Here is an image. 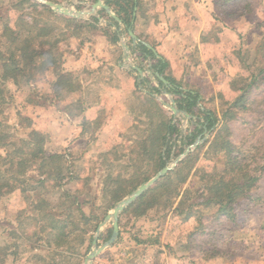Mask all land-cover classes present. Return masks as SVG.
<instances>
[{
  "label": "trees",
  "instance_id": "16d2710c",
  "mask_svg": "<svg viewBox=\"0 0 264 264\" xmlns=\"http://www.w3.org/2000/svg\"><path fill=\"white\" fill-rule=\"evenodd\" d=\"M47 1L59 3L62 0ZM104 1L122 20L124 32L128 34L139 0ZM18 5H27L37 13L36 16L27 19L21 18L24 16L14 20L8 17L4 21L3 17H0V149L3 150L0 154V198L16 193L17 186L21 188V185L27 183L29 185L30 182L35 183L30 185L33 191L41 188L46 193H50L51 189V192L59 193V197L53 203L44 196L45 193L40 191L39 201L32 202L31 208L26 206L16 217L17 227L12 222H8L10 227L6 234L12 244L0 246V264H6L9 257L17 261L24 243L31 245L30 251L35 252L33 258L39 261H45L46 257L42 252L46 249L52 251L53 256L56 257V255H63L65 251L74 254L78 247H84L88 239L91 246L98 225L108 211L143 182L148 181L166 167L172 158L182 154L185 151L184 146L194 144L205 129L213 130L214 128L213 131L216 134L210 145L216 149V152L225 151L226 160L222 166L223 172H217L208 178L203 189L205 193L201 194L206 199L200 204L217 207L219 213L228 214L232 206L256 187L258 178L247 172L246 165L235 154L236 148L224 138L223 133L228 132V124L236 119L238 109L247 108L246 96L250 89L264 81V65L257 75L253 71H248V68L247 72L242 73L245 77L236 78L232 68L226 69L227 75L231 77L229 88L241 94L233 101L227 99L228 93L218 94V97L225 98V108H222L221 119L213 109H200L199 92L184 90L183 86L172 77L166 76L170 82L169 87L160 81L158 86H153L149 78L136 77L138 91L148 92L144 104L140 107L143 119L139 118L138 127L142 126L143 129L139 133L137 144L131 146L126 155L119 154L117 147L112 151L101 153L93 160V166L87 173L84 169L81 170L79 165L74 166L70 163L67 153L48 155L45 150L46 135L35 130L32 120L27 116L20 115V122L26 123L23 124L25 127H22L27 133L23 137H16L11 130V125L1 120L11 97L9 84L16 87L34 84L44 78L48 71L53 70L56 81L52 87L56 97H61L62 92H78L81 85L75 75L62 70L65 53L62 46L67 38H60L59 23H64L66 29L71 30L68 34L69 38L82 36L81 33L86 28L96 29L95 24L98 23V18L95 16L91 17L93 22H89L60 15L36 0H21L15 7ZM99 13L104 14L109 21L119 26L118 22L104 10L101 9ZM50 20L53 23H49ZM66 34L63 33V36ZM112 39L118 40L116 32L112 33ZM131 50L132 55H137L136 60L142 70H145L144 61L150 59L154 61L150 67L152 74L155 76V73H160L165 76L166 60L156 55L144 42L140 41L132 46ZM258 51H264V40L259 45ZM238 54L240 55V50ZM163 91L175 97L180 110L193 116L189 119L193 125L192 131H184L178 119L174 115H169L167 109L157 100L156 95H161ZM34 100H32L33 103ZM77 109L80 113L85 111L82 104H78ZM16 126L20 128L19 125ZM204 144L199 145L175 170L160 179L122 215H130L137 220L159 207L173 208L175 200L181 195V186L187 181L192 164L194 165L195 159L198 158L195 156L199 154ZM73 167H76V170ZM214 168L218 169V166L214 165ZM115 169H124L126 172L129 170L127 173L130 175L125 177L121 170L115 173ZM97 170L103 177L101 196L103 205L100 206L97 205V196L92 192L90 183V180L92 181L90 172L95 173ZM31 172H38L39 178L29 175ZM225 172L230 173V177L225 176ZM73 182L82 184V188H65ZM4 190L6 191L3 192ZM27 191L29 190L25 187L20 189V193ZM185 201L186 198H181L177 207H174V211L178 216L185 215V218H190L193 214L191 209L195 204L188 205L186 210ZM27 223L28 227L29 224L34 223V232L27 227ZM120 227H123L122 221H120ZM111 234L112 227L107 228L100 239L108 240ZM20 239L23 242L19 244ZM121 240L120 234L119 241L114 247ZM52 264H60V262L55 259Z\"/></svg>",
  "mask_w": 264,
  "mask_h": 264
},
{
  "label": "rangeland",
  "instance_id": "374dc122",
  "mask_svg": "<svg viewBox=\"0 0 264 264\" xmlns=\"http://www.w3.org/2000/svg\"><path fill=\"white\" fill-rule=\"evenodd\" d=\"M20 1L21 0H0V17H3L5 21L8 17H12L14 20L36 16L35 14L37 12H34L27 5H18L15 7ZM229 1L231 4L228 9L233 11L231 18L236 22V37L234 41L228 36L223 39L224 55L218 59V66L220 67L224 64L227 68H232L235 78L245 77L242 73L244 71L247 72L248 68V71H253L255 75H257L259 69L264 65V51H258L259 45L264 40V0ZM96 2L97 0H62L59 3L75 11H89L91 6ZM100 10L101 9H98L93 16L99 15L97 13H99ZM20 16L24 17L20 18ZM100 16L102 15L100 14ZM224 16L230 18L227 11H225ZM91 17L92 16H86L80 20L93 22ZM43 19L45 18L43 17ZM49 23L53 22L50 20ZM64 26V23H59L58 34H61L60 38H67L63 44V46L65 45L66 47L68 42L71 43V39L68 36L71 30H67L66 26L65 28ZM91 31V28L84 29L81 33L82 38L87 37ZM63 33L67 34L63 36ZM239 50L240 55L238 54ZM221 59L223 60L222 64L220 62ZM225 73H219L221 79H224ZM9 85L11 97L9 98L8 105L5 107L1 120L11 125V130L16 137H23L27 133L23 128L26 123H23V125L20 122V115L23 117L32 113V111H30L32 108L29 109L27 104L35 103V106L38 107L34 109H36L38 113L41 112L40 106L41 104H45L46 98L32 95L28 87L26 88L22 85L19 87L11 84ZM40 85L41 84H38L37 87L40 88ZM228 89L229 97H227V99L230 101H233L241 94V92L233 91L230 88ZM164 92L165 91L159 95V102L163 100L170 103L171 99L175 100L173 95H167ZM216 92L217 89H215V93ZM246 98L247 108L243 110L238 109L236 119L229 122L228 132H224L223 134H225L224 138L230 141L236 148L235 154H237L246 165L247 172L258 178L256 187L241 198L237 204L232 206V210L228 214L219 213L217 207H208L200 204L206 199V197L201 194L205 193L203 189L208 178L212 174L223 172L222 166L226 160L225 151L216 152V149L214 147L212 148L210 145V142L213 141L216 134L213 128V130H209L211 131L209 137L200 144L202 145L208 141L204 144L199 154H196L195 157L198 158L195 159L196 162L194 165L192 164L189 177L187 181L182 184L181 195L175 200L173 208L159 207L137 220L130 215H122V213L120 216V221H122L123 225L121 228L122 240L116 247L113 245L102 252L94 260L93 264H264V81H261L250 89ZM33 99H35L34 103H30V100ZM224 100L225 98H220L218 96H209L208 100H206L209 104L208 108L211 110L213 109L220 119L223 114L222 108H225ZM167 111L169 115H173L172 111L169 109H167ZM176 118L184 131H192L193 125L190 123V120L186 121L182 116H177ZM16 125H19L20 128L18 129ZM140 127L142 126H139V128ZM205 133L204 131L200 136H204ZM129 144L130 143L121 144L120 146L122 149H118V153L126 155L128 152L127 147H131L128 146ZM192 145L184 146L185 150ZM195 149H192L191 152ZM81 151V146L76 148L72 147V151H67L69 161L74 166L80 165V169H84V172L87 173L91 170V164L89 165L85 162L90 158L88 153L85 154L84 158L80 159L81 162H76L79 161L78 157L81 155ZM71 152L74 153L73 157L70 154ZM2 153L3 150L0 149V154ZM180 155L172 158L168 164H171L172 161ZM214 165H217L218 169H215ZM73 168L76 170V167ZM120 170L125 177L130 175L127 173L129 170L126 172L124 169H115V173L120 172ZM29 175L34 176V178H39L38 172H31ZM224 175L230 177L231 174L225 172ZM90 176H92V181L90 180L92 192L97 196V205H103L101 199L103 188L102 173H99L98 170L95 173L91 171ZM30 185H35V183L30 182L29 185L28 183L21 185V188L17 186V192L10 194L12 200L8 198L5 202L0 204V211L5 212L6 215L5 218H1L0 220L1 241L8 240L9 238L7 234L5 235V233H3L6 224L10 221L17 225L18 221L16 217L18 214L21 213L26 206L31 208L30 204L32 202L35 203L39 201L38 193L40 191L45 193L44 196L53 203H55L59 197V193L56 194L54 191L51 192V189L50 193H46L44 189L41 188L37 189L38 192L33 191ZM24 187L29 191L20 193V189ZM65 188H82V184L73 182L66 185ZM5 191L6 190L3 192ZM89 197L92 198V196ZM181 198H186V210H188V205L195 204L193 209H191L193 214L190 218H185V215L178 216L174 211V207H177ZM11 208L14 214L8 213ZM113 208L109 210L108 213L111 212ZM1 214L4 215V213ZM105 217L102 222L105 220ZM102 222H100V224ZM111 227L112 225L110 224L107 228ZM28 228L34 232V223L29 224ZM107 228L102 231L103 234ZM95 236L96 233L94 234V238ZM100 237L98 242L99 245L108 241L107 239L105 240V238L100 239ZM32 240L35 241V239ZM19 242L22 243L23 240L20 239ZM89 246L90 242L88 239L84 247H78L74 254L65 251L63 255H56V257L53 256L52 251L46 249L42 252L46 257L45 261H39L33 258L35 252L30 251L31 245L24 243L21 246V258L17 261L10 260L8 264H52V261H55V259L59 261L60 264H84L87 255L94 249L93 241L91 246Z\"/></svg>",
  "mask_w": 264,
  "mask_h": 264
},
{
  "label": "crops",
  "instance_id": "0c3cea01",
  "mask_svg": "<svg viewBox=\"0 0 264 264\" xmlns=\"http://www.w3.org/2000/svg\"><path fill=\"white\" fill-rule=\"evenodd\" d=\"M230 4L229 0H139V6L134 10L135 34L140 41L153 46L167 62L165 76L162 75L172 77L186 91L199 92L202 110L209 109L206 102L209 96L229 93L231 77L227 75L222 59V66H218V59L224 55L223 39L228 36L234 41L236 37V22L231 18L233 11L228 9ZM225 11L230 18L224 16ZM97 14L96 29L85 38L72 37L71 43L62 46L65 52L62 70L74 74L81 89L73 93L62 92L61 97H56L52 87L56 81L53 70L40 81L25 86L32 95L46 98L39 113L34 109L38 107L36 104H27L32 113L26 116L32 120L35 130L47 136V154H64L72 151V147L81 146V155L76 162H81L88 153L90 158L85 162L91 164L90 167L103 152L116 147L122 149L123 143L137 144L143 129L138 127L139 118L143 119L140 107L148 94L145 90L138 91L136 77L139 76L124 65L123 45L133 43L129 32H124L123 23L117 26L104 14ZM113 32H116L117 41L112 39ZM146 62L143 66L148 72L154 61L148 59ZM219 73H225L224 79ZM147 77L153 86H158L149 75ZM38 84H41L40 88ZM78 104L84 105V112H79ZM70 154L73 157L74 153ZM8 198L12 200L10 194L0 198V204ZM8 213L14 214L12 208ZM5 216V212L0 211V220ZM7 227L10 225L6 224L5 235L9 230ZM1 240L0 246L12 244L9 240ZM21 255L22 252L19 259ZM10 260L14 261V258L9 257L6 264Z\"/></svg>",
  "mask_w": 264,
  "mask_h": 264
},
{
  "label": "water",
  "instance_id": "95a60500",
  "mask_svg": "<svg viewBox=\"0 0 264 264\" xmlns=\"http://www.w3.org/2000/svg\"><path fill=\"white\" fill-rule=\"evenodd\" d=\"M39 2L43 3L44 5L50 7L53 9L54 12L64 15L67 17H72L76 19H83L86 16H93L96 14L98 9L104 10L110 17H112L116 22L119 24H122V20L113 12L111 7L104 3L103 0H98L96 3H94L91 6V9L89 11H75L73 9L67 8L62 3H56L53 1H47V0H38ZM135 18V13H134ZM135 23V19L131 22V27L128 30L129 36L132 39L133 43L132 45L124 43V65L130 69L131 71H135L140 79L144 78V70H142L138 65H135L131 63L130 58L132 55L131 47L137 45L140 40L138 36L135 34L133 26ZM149 49H151L156 55H158L156 49L147 44L144 43ZM151 79H153L155 82H162L165 86L169 87L170 82L160 73H157L155 76L153 74L149 75ZM167 95H172L168 93L167 91L164 92ZM156 98L159 100V95H156ZM162 105L166 108L172 111L173 115L175 117L182 116L185 120H189L193 118L189 113L180 110L177 106V103L174 99H171L170 103L165 102L163 100H160ZM205 135L200 136L196 142L191 146L188 147L185 152L174 159L171 164H168L166 167H164L162 170H160L153 178H151L149 181L143 182L136 190H134L129 196L118 202L113 210L108 213V215L105 217V220L99 225L96 236L93 240V246L94 249L91 250V252L87 255L85 259L84 264H93L94 260L107 248L112 247L115 245L120 237L121 234V227H120V216L121 214L136 200H138L144 193H146L151 187H153L160 179H162L164 176H166L168 173H170L172 170L175 169V167L188 156V154L192 151V149L197 148L201 143H203L208 137L211 131L205 129ZM112 225V234L108 241H106L104 244L99 245V237L102 233V231L107 228L109 225Z\"/></svg>",
  "mask_w": 264,
  "mask_h": 264
},
{
  "label": "built area",
  "instance_id": "2783aa9c",
  "mask_svg": "<svg viewBox=\"0 0 264 264\" xmlns=\"http://www.w3.org/2000/svg\"><path fill=\"white\" fill-rule=\"evenodd\" d=\"M136 57H137V56H132V55H131V58H130L131 63H133V64H135V65H137V64H136V62H137ZM144 64H147V62L144 61ZM151 74H152L151 70H148V72H145V71H144V77H145V78H148L147 75H151ZM152 81L155 82L153 79H152ZM186 121H187V120H186Z\"/></svg>",
  "mask_w": 264,
  "mask_h": 264
}]
</instances>
